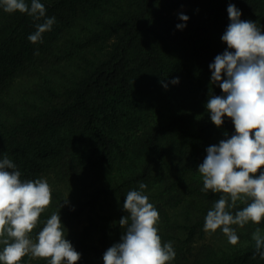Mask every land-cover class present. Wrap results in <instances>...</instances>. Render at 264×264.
<instances>
[{
  "label": "trees",
  "instance_id": "trees-1",
  "mask_svg": "<svg viewBox=\"0 0 264 264\" xmlns=\"http://www.w3.org/2000/svg\"><path fill=\"white\" fill-rule=\"evenodd\" d=\"M43 2L56 23L42 43L27 39L37 21L0 9V155L21 179L44 178L51 187L32 238L60 211L81 253L76 264H103L125 231L124 198L142 181L159 212L161 242L176 251L170 264H264L252 239L264 220L233 225L236 244L220 229L204 230L222 193L201 191L197 170L206 148L234 133L230 119L218 128L205 107L222 94L208 66L227 47L220 39L227 6L264 31V0ZM180 13L189 17L182 30ZM173 77L178 84L162 87ZM248 202L237 200L232 211ZM20 264L47 259L28 254Z\"/></svg>",
  "mask_w": 264,
  "mask_h": 264
},
{
  "label": "clouds",
  "instance_id": "clouds-1",
  "mask_svg": "<svg viewBox=\"0 0 264 264\" xmlns=\"http://www.w3.org/2000/svg\"><path fill=\"white\" fill-rule=\"evenodd\" d=\"M0 9L26 13L37 21L27 37L33 44L42 43V34L56 23L55 16H46L43 0H0ZM227 15L229 23L220 38L227 47L208 66L210 82L222 94L209 96L205 107L218 128L225 118L230 119L234 133L208 146L197 170L203 181L201 191L222 193L206 213L204 230L220 229L230 244H236L239 236L233 225H259L264 220V31L256 21L242 20L235 4H228ZM178 19L181 23L176 28L182 30L189 17L180 13ZM161 83L167 89L169 83L178 84L179 77ZM146 188L141 181L138 189L127 192L122 205L126 215L119 220L125 231L103 253V264H170L175 259L173 243L161 242L159 212L145 194ZM242 199L249 202L233 212L235 202ZM50 201L46 179H21L13 160L0 155V264H20L28 254L47 259V264H76L80 259L81 253L66 238L60 211L53 212L32 238L38 217ZM252 239L254 257L264 259V231L257 227Z\"/></svg>",
  "mask_w": 264,
  "mask_h": 264
},
{
  "label": "rangeland",
  "instance_id": "rangeland-1",
  "mask_svg": "<svg viewBox=\"0 0 264 264\" xmlns=\"http://www.w3.org/2000/svg\"><path fill=\"white\" fill-rule=\"evenodd\" d=\"M35 258V257H34Z\"/></svg>",
  "mask_w": 264,
  "mask_h": 264
}]
</instances>
